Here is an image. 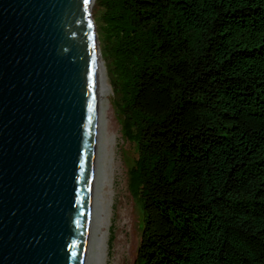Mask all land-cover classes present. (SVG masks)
Instances as JSON below:
<instances>
[{
  "label": "trees",
  "instance_id": "1",
  "mask_svg": "<svg viewBox=\"0 0 264 264\" xmlns=\"http://www.w3.org/2000/svg\"><path fill=\"white\" fill-rule=\"evenodd\" d=\"M92 17L136 148L134 264H264V0H95Z\"/></svg>",
  "mask_w": 264,
  "mask_h": 264
},
{
  "label": "water",
  "instance_id": "2",
  "mask_svg": "<svg viewBox=\"0 0 264 264\" xmlns=\"http://www.w3.org/2000/svg\"><path fill=\"white\" fill-rule=\"evenodd\" d=\"M94 0H0V264H92Z\"/></svg>",
  "mask_w": 264,
  "mask_h": 264
},
{
  "label": "rangeland",
  "instance_id": "3",
  "mask_svg": "<svg viewBox=\"0 0 264 264\" xmlns=\"http://www.w3.org/2000/svg\"><path fill=\"white\" fill-rule=\"evenodd\" d=\"M95 33L99 43V30L96 25ZM100 39L103 41L102 35ZM100 57L97 74L105 83V92L99 95L100 105L104 112L106 130L111 136L108 147L111 159L110 185L103 188L108 203L105 209L109 215V226L106 230V264H134L143 218L141 204L132 193V170L137 154L134 143L124 133V118L120 112L121 94L116 93L112 85L117 80L115 69L111 67L108 71L101 52ZM99 170L97 163L95 172L98 180L101 174H98ZM95 211L93 209V215Z\"/></svg>",
  "mask_w": 264,
  "mask_h": 264
},
{
  "label": "bare ground",
  "instance_id": "4",
  "mask_svg": "<svg viewBox=\"0 0 264 264\" xmlns=\"http://www.w3.org/2000/svg\"><path fill=\"white\" fill-rule=\"evenodd\" d=\"M97 55V68L98 61H100L98 53ZM105 83L98 76L96 70V91L99 97L100 93H104ZM100 102V97H99ZM102 109V107H101ZM103 112V110H102ZM104 115V112H103ZM106 138L107 145L98 161V165L100 170L98 172L101 173L100 179L96 178V172H94V204L93 209L95 211V215H93V237H92V264H106V239H107V228L109 226V215L107 209H105L107 203V198L104 187L110 185V174L111 170L109 167V163L111 161L109 149L111 143V136L108 134L106 130ZM101 163V164H100ZM98 170V169H97ZM97 179V180H96ZM98 182V183H97Z\"/></svg>",
  "mask_w": 264,
  "mask_h": 264
}]
</instances>
